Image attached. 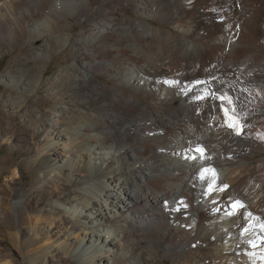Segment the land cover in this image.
<instances>
[{
  "label": "bare ground",
  "instance_id": "6f19581e",
  "mask_svg": "<svg viewBox=\"0 0 264 264\" xmlns=\"http://www.w3.org/2000/svg\"><path fill=\"white\" fill-rule=\"evenodd\" d=\"M20 47L0 73V90L18 96L0 102L23 110L49 91L62 104L58 119L28 113L22 152L40 175L20 231L3 225L25 255L94 264L116 248L109 264H264V235L243 240L264 223V0H0V59ZM164 76L208 81L189 96L162 88ZM196 144L209 152L190 163Z\"/></svg>",
  "mask_w": 264,
  "mask_h": 264
},
{
  "label": "rangeland",
  "instance_id": "374dc122",
  "mask_svg": "<svg viewBox=\"0 0 264 264\" xmlns=\"http://www.w3.org/2000/svg\"><path fill=\"white\" fill-rule=\"evenodd\" d=\"M220 22L221 23L224 22V18H222ZM27 52L28 50H26L25 52V50H23V48L20 47L19 50L13 51L7 54L6 56H4L3 58H1L0 59V64H1L0 73L5 72V70H8L14 61H16L19 57H22ZM65 59L68 61L71 60V49L70 48L58 54L55 57L53 63L51 64V72L49 73L48 76L44 78V84L46 87L50 82L52 83L55 80L54 78H56L59 75L60 69L65 64L63 62V60ZM165 77L166 76L162 78H165ZM170 78L171 77H169L168 79ZM173 78H172L173 80L177 81L175 77ZM180 79L181 78H179V80ZM179 80H178L179 87L183 86V88L180 87V89H183L184 92L186 90L190 91V93L189 92L187 93V91L185 92L187 95L190 94V96L194 94V89L196 88V86L201 88L204 86L202 84H206V82L208 81V79L206 80V78L187 80V81L183 79H181L180 81ZM201 80H203L202 81L203 83L201 82ZM191 81L193 82L191 83ZM195 82L197 84H195ZM189 83H191V85ZM192 84L193 85L195 84V85L193 86ZM148 89L150 90L151 87L148 86ZM8 91H9L8 86L4 84L0 90V99L2 100L10 99V98H14L18 96L17 91H15L14 93L15 96L9 95L10 93ZM213 94H217V93L214 92ZM3 95H8V96H3ZM2 100H1L2 103L0 102V120H1V130H0V251L1 253L0 254L3 255L1 262L4 263V261L10 260L11 264H37V261H34L31 257L23 253L24 249L20 246L21 244L19 242L17 243L14 241L13 236L9 235V231H6L3 225H5L6 223H12L18 228L19 221H20L19 217H21L22 215L26 216L29 214L27 212L28 210L26 208L25 201H26V198L30 196V192L35 189V187L33 186L35 177L38 174L40 175V172H39L40 170L38 167L34 166V164L31 161V157H28L22 152L23 148H25L26 145L30 143L29 141L33 139L32 131L34 127L32 128V126H30L31 118L28 115V113L30 112L31 115L35 114L37 118L42 117V118L58 119L59 114H57L56 116V114L53 113V108L55 107L59 108L61 107L62 104L56 103L55 100L52 99V97L50 96L49 91H44V92L42 91V93L32 94L31 105L25 106L28 108L24 107L23 110L15 109L10 106L5 107ZM65 107H67V105H65ZM4 112L8 114V117L3 116ZM26 124L29 129L27 131H22L23 127ZM7 125H13L16 131H19V132L22 131V132L20 134L19 133L15 134L13 132H10L9 130L6 129ZM37 135L35 137V140L37 139L38 141L40 140V142H43L45 139L44 138L45 135H41L40 133H37ZM52 137H55V134H53ZM55 140H57V138L56 139L54 138V141ZM61 142H65V141H61ZM198 145L200 147H202L203 145L205 146V144H196V146ZM194 151L196 154H200L199 152L200 150L196 151L194 149ZM111 154L112 153H110V155ZM32 156H35V153ZM115 160L118 161L117 156ZM60 164L62 165V161L59 162L58 160L57 165H60ZM45 192L47 193V189ZM49 193H48V197H45L44 202H43L44 205L46 206L49 204L50 200L52 199V196H50ZM70 194H71L70 190L66 192V195L69 196ZM34 201H35L34 199L31 200V203H34ZM9 202L10 204L16 203L18 206L16 208L12 207L11 210L3 209L6 203H9ZM107 209L108 208H106L105 205H104V209L103 207L101 208V210L103 211V214H106V213L109 214L110 210L109 209L107 210ZM5 217H8V222H6ZM27 237H29V234L24 233L23 238L27 239ZM103 238L105 239L107 238V236H103ZM111 239L112 237L109 238V240ZM89 246H91V243L84 241L80 249L82 248L83 250H86V249H89ZM93 248L94 247L92 246L91 249ZM103 249L105 248L102 247V251L104 252ZM114 250L116 252V248L114 249L110 248L107 254V257L105 256L101 257V255H97L96 259H99V260H96L94 264L95 263L96 264H109V262H111L112 259L114 258V255L110 256L109 253H113L112 251ZM93 252H94V249L90 253H93ZM50 255H54L57 260L56 261L50 260L46 264H55V263L56 264L58 263L59 264H79V263L87 264L86 262H83V258L81 259L76 253H73V252L72 254H70V256H67V257L64 254H62V251H58V250L51 253ZM88 255L90 254L88 253L86 256ZM108 260L109 262H107ZM31 261H33V263Z\"/></svg>",
  "mask_w": 264,
  "mask_h": 264
},
{
  "label": "snow or ice",
  "instance_id": "6c2138e0",
  "mask_svg": "<svg viewBox=\"0 0 264 264\" xmlns=\"http://www.w3.org/2000/svg\"><path fill=\"white\" fill-rule=\"evenodd\" d=\"M220 100H221V102H222V104L225 102V97L224 96H221L220 98H219ZM227 103H229V104H231L232 103V101H231V98H227ZM227 109H225V113L227 114ZM237 125H236V122L233 120V122L232 123H230L229 124V127H236Z\"/></svg>",
  "mask_w": 264,
  "mask_h": 264
}]
</instances>
